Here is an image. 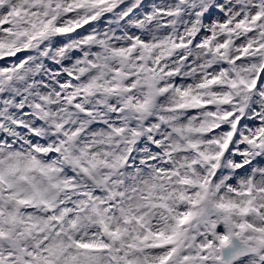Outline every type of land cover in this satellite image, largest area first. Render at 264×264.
<instances>
[{"label": "snow or ice", "instance_id": "snow-or-ice-1", "mask_svg": "<svg viewBox=\"0 0 264 264\" xmlns=\"http://www.w3.org/2000/svg\"><path fill=\"white\" fill-rule=\"evenodd\" d=\"M0 264H264V0H0Z\"/></svg>", "mask_w": 264, "mask_h": 264}]
</instances>
